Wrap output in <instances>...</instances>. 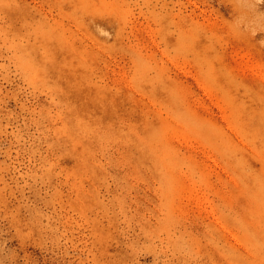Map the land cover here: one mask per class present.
Masks as SVG:
<instances>
[{"label":"rangeland","instance_id":"374dc122","mask_svg":"<svg viewBox=\"0 0 264 264\" xmlns=\"http://www.w3.org/2000/svg\"><path fill=\"white\" fill-rule=\"evenodd\" d=\"M0 264H264V0H0Z\"/></svg>","mask_w":264,"mask_h":264}]
</instances>
